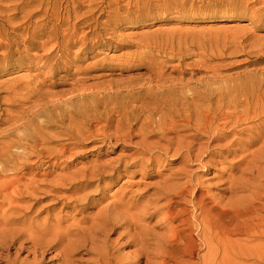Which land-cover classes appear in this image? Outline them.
Instances as JSON below:
<instances>
[{
  "label": "bare ground",
  "instance_id": "obj_1",
  "mask_svg": "<svg viewBox=\"0 0 264 264\" xmlns=\"http://www.w3.org/2000/svg\"><path fill=\"white\" fill-rule=\"evenodd\" d=\"M7 2L0 0V8L8 7L9 4L3 5ZM97 2L91 0L92 5ZM84 4L85 0H55L52 7L45 8L43 1L37 5L32 0L17 1V15L8 18L9 24L19 15L32 19L43 14L36 22L45 23L42 33H47L54 21L51 33L57 34L61 26L67 25L69 34L45 40L5 37L6 28L0 25V50L4 51L0 52V68L15 63L18 68L29 69L31 64L53 62L49 79L57 68H64L67 74L79 73L81 68L68 67L65 59H69L73 46L88 44V37H74L82 21L95 17L91 10L74 21L72 14ZM233 9L234 13L235 9L240 10L235 17L249 16L254 28L264 31V0H237ZM242 33L241 40L236 39V50L263 57L264 36L245 30ZM92 40L100 47L119 41L99 36ZM22 42L29 43L32 49L21 50ZM125 59H139L161 70L167 68L168 61L144 51ZM183 61L179 60L170 74L157 73L161 81L146 88L145 95L156 94L161 99L152 109L147 100L133 98L136 101L122 109L100 113L95 107V114L81 116L67 110L57 112L64 103L56 100V95L43 93L46 81L39 82L36 77L20 76L0 84V126L8 125L0 133V140H8L0 142V210L8 204L0 221V264H46L53 258L61 264H264V83L242 89L198 91L204 88L201 84L172 78V74H185ZM113 65V61L107 62L106 71L111 72ZM142 89L132 87L139 92L138 97H142ZM127 93L133 97L130 89ZM215 94L221 98L213 103ZM136 102L141 103L139 108L133 106ZM59 127L66 131L58 133L55 128ZM51 132L67 144L59 150L49 147L57 142ZM246 132L255 134L244 138ZM135 139L139 141L134 142ZM150 139L155 141L151 143ZM92 141L118 148L129 144L140 158L128 156L125 161L120 156L116 165L107 161L68 176L37 173L54 160L53 164H57L76 157L78 150ZM256 144L261 147L252 154L243 151L223 182V190L233 195L227 202L215 200L204 189L196 174L199 170H189L194 166L207 167L203 162L210 158V163L221 155L217 150H222L223 155H237L236 146L247 150ZM14 148L21 150L22 156L13 155ZM171 153L172 159L184 161L183 174L156 184L155 198L137 200L124 193L90 217L73 220L74 215L64 214L72 206L81 207L78 213L84 214L90 209L87 205L99 204L96 196L103 189L105 175H114L123 166L126 171L144 157L151 165L158 154ZM236 173L240 174L237 178ZM245 193L249 194L239 196ZM45 199L51 203L41 204ZM38 205L40 210H35ZM60 206L61 211L57 212ZM157 214L162 217L155 227L164 226L163 234L148 227ZM115 234L118 237L112 240ZM240 238H247V245L258 243L248 250L247 246L237 245ZM127 247L134 250L125 252ZM204 251L206 254L202 255ZM23 254L27 255L22 258ZM13 256L16 258L11 261Z\"/></svg>",
  "mask_w": 264,
  "mask_h": 264
},
{
  "label": "rangeland",
  "instance_id": "obj_2",
  "mask_svg": "<svg viewBox=\"0 0 264 264\" xmlns=\"http://www.w3.org/2000/svg\"><path fill=\"white\" fill-rule=\"evenodd\" d=\"M20 0H8V7L2 6L0 14V25L5 26L7 35L5 37H67V25L60 27L58 33H51L53 22L49 25L47 33L41 30L45 23H39L38 19L43 14H37L32 19H23L22 15L17 16L10 24L8 18L17 15L15 3ZM34 5L43 1L45 8L52 7L55 0H32ZM91 4V0H85L82 8L74 12V21L77 17L84 13L94 10L95 17L93 20L82 21L78 26V31L74 37H88V44H77L73 46L69 53V59H65V63L70 68H81L79 73L67 74L61 69H55L53 73V62L46 64H31L29 69L18 68V64L9 63L0 68V84L9 80L16 79L20 76L36 77L39 82H45L42 88L43 93L56 95V100H61L64 105L57 112L70 111L73 114L85 116L95 114V107H98L100 113L112 112L113 110L122 109V106L130 105L136 101L133 98H139L140 101L147 100L149 108L152 109L153 104L160 101V96L156 94L145 95L146 88L158 84L161 80L157 77V73L168 71V74L174 71V65L179 64V60L184 59L183 66L185 74H172V78L192 84H201L198 91L208 90L210 88L220 89H242L247 86H258L264 83V56H255L247 54V51H237L236 39L242 36V30L252 32L256 35L264 36L263 30L254 28L251 24L249 16L238 18L234 15L233 7L237 0H102ZM234 1L235 3H231ZM111 3V4H110ZM110 7V8H109ZM239 8V7H238ZM52 9V8H51ZM117 11L113 14L114 11ZM111 16V18H110ZM6 20L5 24L1 20ZM9 24V25H8ZM21 25V27H20ZM107 30H105L106 27ZM20 27V29H19ZM27 30V31H25ZM115 37L119 41L109 43L107 46H98L93 42L92 37ZM38 39L39 42L43 41ZM55 42V41H54ZM245 43L246 45L249 44ZM32 49L29 43L22 42L21 50ZM137 51H144L147 55L167 59L166 69H158L147 63H142L139 59L127 61L125 58ZM0 52H4L0 50ZM37 51H31V54ZM123 60L125 63L121 64ZM113 61V70L107 72L105 66L107 62ZM140 62V63H138ZM12 66L7 68L8 66ZM217 76L216 79H213ZM164 78H168L165 76ZM143 88L142 97H138V91L132 90V87ZM133 92V97L129 96L127 90ZM229 93L226 92V95ZM148 96V97H146ZM220 95L213 96V103L220 99ZM228 102V99L225 100ZM139 108L141 103H134ZM2 112H0V116ZM38 124V123H37ZM0 133L3 132L8 125L0 126ZM57 129L58 133H63L66 129ZM55 135L54 132H51ZM254 133L246 132L244 138H252ZM264 135V131L261 133ZM56 144L50 145L57 150L62 145L67 144L62 138L54 137ZM206 140V139H205ZM231 140V139H230ZM2 139L0 142H7ZM139 141L135 139L134 142ZM150 139L149 142H154ZM54 142V141H53ZM115 143V142H114ZM112 145H103L97 141L85 143L83 148L76 157L68 160H60L59 163L45 164L37 172L39 175H55L68 176L72 172L85 168H93L104 162L111 161L113 165L115 161L122 157L132 156V159L140 158L135 155V149L129 144H124L122 148L113 147ZM167 144H163L166 146ZM123 147H125L123 149ZM261 144L254 145L251 149H243L238 146V154L223 155L222 150H217L216 159L209 163L210 158H206L203 164L207 167L194 166L190 168V172H197V176L201 178L204 189L208 190L215 200L229 201L233 195L228 194L223 189V182L229 178L231 169L235 166L245 154H252L258 150ZM13 155L22 156L19 149H11ZM173 153L169 156L161 154L157 155L153 164L147 163V158L140 161L134 166H129L125 171L124 166L121 171L114 175H105L102 190L96 196L99 199L97 205L90 203L84 214L78 213L81 207L72 206L66 209V216L74 215L73 220L81 219L83 216H92L102 207L107 206L117 197L124 193L129 196L134 195L138 200L155 198V185L162 183L165 179L175 178L183 174L185 168L182 159H172ZM253 156L249 158L252 159ZM127 161V158H125ZM236 178L240 174L236 173ZM249 193L239 196H246ZM50 204V199H45L41 204ZM164 202H161L163 204ZM31 204V203H29ZM38 205L35 210H40ZM1 207V206H0ZM8 208L5 204L0 210V221L2 220L3 211ZM57 212L61 211V206L57 208ZM55 211V212H56ZM44 216V215H42ZM161 215L157 214L148 223V227L156 234H163L164 226L155 227L156 222L161 219ZM118 234L112 236L115 240ZM249 241L247 238H240L238 246H247L248 250L254 247L258 242L245 244ZM236 242V240H235ZM134 250V247H127L125 252ZM206 254V251L202 255ZM27 254H23L24 258ZM86 257V258H91ZM16 256L11 258L13 261ZM6 264V263H3ZM46 264H61L58 259H50Z\"/></svg>",
  "mask_w": 264,
  "mask_h": 264
}]
</instances>
